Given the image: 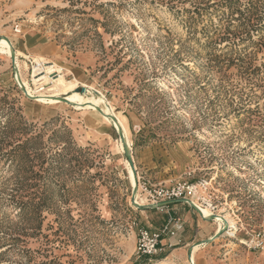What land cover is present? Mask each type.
<instances>
[{
	"label": "rangeland",
	"instance_id": "374dc122",
	"mask_svg": "<svg viewBox=\"0 0 264 264\" xmlns=\"http://www.w3.org/2000/svg\"><path fill=\"white\" fill-rule=\"evenodd\" d=\"M3 36L36 99L0 44V264H193L192 246L194 264H264V0H0ZM41 59L105 95L138 177L151 145V184H189L210 215L135 206L116 129L50 96ZM170 220L140 256L137 228Z\"/></svg>",
	"mask_w": 264,
	"mask_h": 264
},
{
	"label": "bare ground",
	"instance_id": "6f19581e",
	"mask_svg": "<svg viewBox=\"0 0 264 264\" xmlns=\"http://www.w3.org/2000/svg\"><path fill=\"white\" fill-rule=\"evenodd\" d=\"M0 44L4 47L3 49H5L9 54L12 55V50H13L12 43H10L5 38H1V43ZM15 53H16V56L19 54L18 51H16ZM41 61L43 62L41 76L44 77V81L45 82H47V83H53L54 84V87L56 88V90L51 89L53 91H51L50 94L48 93L50 96H57L56 97L57 98L56 100H59L58 97L64 95V96H68V98L70 100L79 99L82 102H89L88 105L90 106V108L93 109V110H95V111H97V112L99 111V107H102L103 110H104L103 113H100V112H98V113H100V115L102 116V118H104L111 125H113V123L111 121V117H109V113L115 114V116L117 117L119 123L121 124V126L123 128V131H124V135H125V139L127 141V144L131 147L130 140H129V137H128V131H127V128H126V126L124 124L125 121L123 122L122 119H121V117H119L115 113L113 106H110L109 105L110 103L107 101L105 95L102 92H101L102 95H100V96H93L92 95L91 97H88L84 93L76 92L75 91V88H77L78 86L79 87H81V86H89L90 89H92V90L93 89H96V88H94L91 85H87L85 83H80L78 80H74V79L67 81L66 78H65V75H64V70H63V68L61 66H59L58 64H56L55 62H52V61H46L45 62L44 59H41ZM15 64H16V68H19V62H18L17 57H16ZM16 78L21 83L22 88L26 89V87L22 83L23 79H22V76H21V74H20V72H19L18 69H17V77ZM34 89H35V87H34ZM28 90H29V88H28ZM30 92H31V90H30ZM25 94L26 95L34 96L32 94H29L28 91H27V89H26ZM35 98H36V96H35ZM121 145L124 146L123 140H122V144ZM129 173H130V179H131L132 185L133 186H137V182H136V179H135V176L133 174L132 169H130V172ZM144 199H145V196H143V194L141 192V189H138V191L135 194V200H136V202H138L139 204H144L145 203V200H146V199L145 200ZM194 203L199 208V210H200V216H202V218H205L208 215H210V212H209L208 207L203 206V205H199L197 201H194ZM224 216H226L227 222L230 225L231 224L232 225L234 224V220H233V218L231 216H229V215L228 216L227 215H224ZM194 254H195V252H194ZM192 261L194 263V255H192ZM165 263H166V260H162V261H158V262L150 263V264H165Z\"/></svg>",
	"mask_w": 264,
	"mask_h": 264
},
{
	"label": "built area",
	"instance_id": "2783aa9c",
	"mask_svg": "<svg viewBox=\"0 0 264 264\" xmlns=\"http://www.w3.org/2000/svg\"><path fill=\"white\" fill-rule=\"evenodd\" d=\"M138 180L141 192H146L147 200L155 204L165 200L188 198L193 194L192 186L187 183L176 186H163L161 184H151V181L143 176H140ZM181 227L180 220L174 221L173 226H171L170 220L164 226L157 229L139 226L136 233V249L138 254L148 257L157 255L164 246V237L169 234L174 235Z\"/></svg>",
	"mask_w": 264,
	"mask_h": 264
},
{
	"label": "water",
	"instance_id": "95a60500",
	"mask_svg": "<svg viewBox=\"0 0 264 264\" xmlns=\"http://www.w3.org/2000/svg\"><path fill=\"white\" fill-rule=\"evenodd\" d=\"M3 37L5 39H7L11 43V40L7 36H3ZM11 59H12L11 62H12V66H13V72L15 74V80H16L18 86L21 88V90L25 93L26 92V89L22 88L21 83L16 78L17 77V68H16V64H15V61H16V53H15V50L14 49L12 50ZM80 91L82 93H84L85 95H87L88 97H91L92 95L93 96H100V95H102L99 90H97V89H93L92 90V89H90L89 86H81L80 87ZM26 96H28L31 99H36L35 96H31V95H26ZM61 99L65 100L66 102L68 101V100H66L64 98H61ZM70 103H72V102H70ZM103 111H104L103 108L102 107H99V112L100 113H103ZM109 117H111V121H112V123L114 125V128L116 129L117 133L119 134L120 139L123 140V142H124V154H125L126 159L129 162V165H130V167H131V169L133 171V174H134L135 179H136V182H137V186H133L132 201L135 204V206H137L138 208H142L143 205L142 204H139L135 200V194H136V192L138 191V188H139L138 187V182H139L138 178L139 177H138V173H137L135 161H134V158H133L132 149L127 144V141L125 139V135H124L123 128H122L121 124L119 123V121H118L117 117L115 116V114L109 113ZM177 202H186V203H188L189 205H191L200 214V210L196 206V204L192 201V199L187 198V197L178 198V199H171V200H165V201L158 202L156 204L155 203L154 204H151L150 206L152 208H158V207H162V206H165V205H168V204H171V203H177ZM211 216L212 217H215V214H213ZM219 234H220V231L219 232H216V234L213 237H211L209 239H206V240H203V241H199L198 243H195V244H202L203 245V244H205V242L211 241L213 238L217 237ZM192 249H193V246L190 247V249H189V258L191 259V261H192Z\"/></svg>",
	"mask_w": 264,
	"mask_h": 264
},
{
	"label": "crops",
	"instance_id": "0c3cea01",
	"mask_svg": "<svg viewBox=\"0 0 264 264\" xmlns=\"http://www.w3.org/2000/svg\"><path fill=\"white\" fill-rule=\"evenodd\" d=\"M138 164L142 166L143 168V177L151 181V145L146 146L143 150H141L140 155L138 157ZM184 205H187L186 202H177V203H171L165 206H162L160 208H154V209H165V211L172 216V212L175 209H178L179 207H183ZM192 207V206H191ZM152 208V207H150ZM193 208V207H192ZM194 209V208H193ZM195 210V209H194ZM151 211V210H150ZM196 211V210H195ZM145 220L147 223H150L148 220V216L145 217ZM151 224V223H150ZM144 227H147L143 225ZM149 228V227H148ZM151 229V228H150ZM153 229H157L156 227Z\"/></svg>",
	"mask_w": 264,
	"mask_h": 264
}]
</instances>
